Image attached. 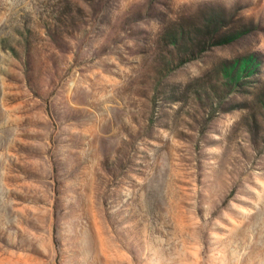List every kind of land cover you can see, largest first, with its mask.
<instances>
[{
  "label": "rangeland",
  "instance_id": "obj_1",
  "mask_svg": "<svg viewBox=\"0 0 264 264\" xmlns=\"http://www.w3.org/2000/svg\"><path fill=\"white\" fill-rule=\"evenodd\" d=\"M0 264H264V0H0Z\"/></svg>",
  "mask_w": 264,
  "mask_h": 264
}]
</instances>
